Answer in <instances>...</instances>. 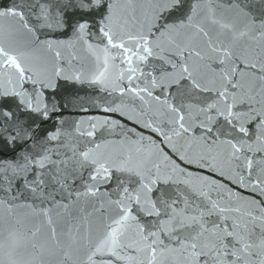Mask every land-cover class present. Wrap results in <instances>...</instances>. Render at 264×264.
<instances>
[{"label": "snow or ice", "instance_id": "obj_1", "mask_svg": "<svg viewBox=\"0 0 264 264\" xmlns=\"http://www.w3.org/2000/svg\"><path fill=\"white\" fill-rule=\"evenodd\" d=\"M0 264H264V0H0Z\"/></svg>", "mask_w": 264, "mask_h": 264}, {"label": "water", "instance_id": "obj_2", "mask_svg": "<svg viewBox=\"0 0 264 264\" xmlns=\"http://www.w3.org/2000/svg\"><path fill=\"white\" fill-rule=\"evenodd\" d=\"M9 2H10V0H9ZM86 94H91V90L89 89L88 93H85V92L80 93V95H82V96L86 95ZM84 106L87 107L86 104ZM68 114L69 113H67V112L65 113V115H68ZM95 114H97L95 111H89V112L85 113V112L80 111L78 109H72L71 110V115H73V116H87V115H95ZM114 118H119V117H114ZM146 134H148V133H146ZM225 182H227V181H225ZM244 194L245 195H255L254 193H251L250 191H245Z\"/></svg>", "mask_w": 264, "mask_h": 264}]
</instances>
